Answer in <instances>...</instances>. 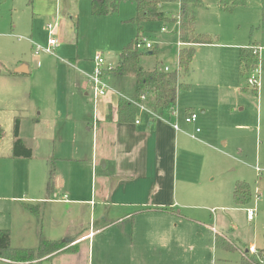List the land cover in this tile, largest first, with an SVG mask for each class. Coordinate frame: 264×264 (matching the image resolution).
I'll return each mask as SVG.
<instances>
[{"label": "rangeland", "instance_id": "374dc122", "mask_svg": "<svg viewBox=\"0 0 264 264\" xmlns=\"http://www.w3.org/2000/svg\"><path fill=\"white\" fill-rule=\"evenodd\" d=\"M262 5L263 0H244L241 5L226 9L220 0H201L194 10L196 32L208 35L212 42L196 46L189 75L180 73L179 81L190 83V87L178 89L176 111L183 128L189 125L182 123L185 102L200 103L207 110L202 118L201 107L194 106L196 125L200 130L196 139L189 135L192 129H188L187 133H178V178L197 194L179 198L176 207L178 213L160 217L139 214L134 219H125L109 227L103 239L110 241L114 236L123 238L126 256L121 254L118 240L116 246L119 250L116 248V252L114 248L99 252L98 243H95L88 261L69 260L73 264H240L238 249H246L250 242L257 249H264ZM162 8L164 11L177 10L178 0H171ZM166 14L172 21L145 23V29L150 34L142 30L140 35L148 36L147 39L157 45L158 53L146 54L147 50L141 49L140 63L144 68L159 65L164 69L179 71L178 34L173 22H178L179 13ZM31 19L32 5L29 0H0V69L1 63L13 66L18 60L32 67H40L38 72L32 71L24 78L22 88L0 87V229L10 231L15 247H36L40 238H44L45 228L42 225H46L33 213L28 211L27 214L18 206L17 198L23 186H14L13 160L8 158L12 148L13 120L20 117L21 122L28 121L29 124L33 116L31 107L37 96L41 94L42 99L48 100L45 97L47 93L52 102L62 92L61 82L68 81L64 69L54 67V62L64 65L63 61L52 56H35L27 41L18 40L19 36L24 37L28 33ZM163 26L165 31L162 32L160 29ZM34 30L39 38L45 36L42 24L34 25ZM117 36L115 29L111 31L97 27L92 35L81 41L82 45H87L82 50L101 54L114 67L119 52L113 48L114 52L106 54V50L113 47ZM250 44L252 48L263 47L262 53L260 51L262 63L258 87L248 85L246 80L252 67L241 73L239 50ZM256 58L253 56L254 63ZM109 83L114 89L123 88L128 97L134 89L132 77L121 80L112 78ZM15 105L25 108L17 111L13 107ZM23 134L30 138L32 130L26 126ZM256 166L260 172L255 170ZM49 169L46 174H49ZM239 180L246 181L251 191V198L244 205L236 204L232 197ZM59 207L50 208L51 218L60 216L65 223L76 217L80 219L78 209L67 212L64 206L59 204ZM249 208L254 210L251 220L247 218ZM217 234L225 237L232 248L216 247ZM98 237L96 241L100 240ZM0 264L7 263L0 260Z\"/></svg>", "mask_w": 264, "mask_h": 264}, {"label": "crops", "instance_id": "0c3cea01", "mask_svg": "<svg viewBox=\"0 0 264 264\" xmlns=\"http://www.w3.org/2000/svg\"><path fill=\"white\" fill-rule=\"evenodd\" d=\"M113 1L117 2L115 13L96 16L91 13V0H33L34 4H30L31 27L24 37H16L18 40L27 41L35 55L33 44L38 41V44L45 45L48 38L45 26L49 22L55 23V37L58 40L55 54L39 55L52 56L53 59L63 61L64 65L54 62V67L61 66L68 75V81L61 82L62 92L52 102L47 93L45 97L48 100L42 99L41 94L37 96L34 106L31 107L33 116L29 124L28 121L21 122L20 117H14L13 120L14 126L15 119H18L19 137L32 152L28 158L15 157L11 148L8 156L13 160L14 186L24 187L17 198L18 206L27 214L28 211L32 213L27 207L37 209L38 213L33 214L46 225H42L45 232L44 238L40 240H60L66 244L59 252L50 257L35 259L30 264H60L62 261L68 264L72 259L78 262L82 259L88 261L89 253L94 252L95 243H98L99 252L113 248L116 252V248L119 250L116 246L117 240L120 242L121 254L126 256V242L123 238L114 236L110 241L103 239L102 236L108 232L109 227L125 219H134L139 214L160 217L163 214L178 213V199L183 195L197 194L178 178V133H187L188 129H192L189 135L196 139V134L200 131H196L199 128L196 125L197 119L185 125L187 122L184 117L195 112L194 106L201 107V117H205V106L193 101L185 102L182 119L185 126L181 128L177 111L176 114L174 111L169 114L154 112L146 106L144 98H141L139 103L146 109L134 104L133 117L121 120L119 99L134 98L135 78L131 75H119L113 69L106 71L103 76L110 89L94 102L91 83L86 75L94 69L93 58L96 53H85L82 49L87 45H82L81 41L92 35L97 27L111 31L115 29L118 36L113 47L106 50L108 54L115 50L120 52L137 35V25L129 21L135 16L136 0ZM163 5L160 10L165 14L179 12V2L178 9L173 11H164ZM173 22L178 28V22ZM39 23L45 33L42 38L34 30V25ZM143 30L147 31L145 23ZM153 45L157 54V45ZM180 47L178 46V50ZM151 50L145 53L152 54ZM118 61L119 53L114 67ZM142 68L151 70L154 66ZM39 69L40 67H32L23 60L16 61L13 66L1 63L0 87L22 88L24 78ZM125 77L134 79V89L129 94L130 97L124 94L123 88L114 89L109 83L112 78L121 80ZM13 107L17 111L25 108L23 105ZM174 123L178 124V129L174 128ZM26 126L32 130L30 138L23 134ZM256 168L257 166V171ZM47 169L49 174H46ZM59 204L67 212L78 209L80 219L76 217L65 223L60 216L51 218L50 208H58ZM95 225L98 227L94 228ZM218 235L221 236H216ZM97 236L100 238L98 241L95 239ZM10 243L15 247L11 233ZM232 245L236 247L235 244ZM37 246L38 244L36 247L27 248L36 249ZM78 262L75 264H79ZM69 263L73 264L72 261Z\"/></svg>", "mask_w": 264, "mask_h": 264}, {"label": "trees", "instance_id": "16d2710c", "mask_svg": "<svg viewBox=\"0 0 264 264\" xmlns=\"http://www.w3.org/2000/svg\"><path fill=\"white\" fill-rule=\"evenodd\" d=\"M171 0H136V13L129 21L137 25V35L123 46L119 52V61L115 71L119 75H131L135 78V96L132 99H119V119L126 120L133 117L135 106L144 97V103L154 112L170 113L174 110L176 104L177 91L180 88H188L189 83L179 81V75H187L195 54V45L211 43L212 39L208 35L197 33L195 30V8L201 0H178L179 19H178V41L181 47L178 50L179 71L165 70L159 65H155L151 70H145L140 64V53L135 43L141 37L143 24L152 21H172L168 15L160 10L161 5ZM223 7L232 9V7L241 5L244 0H220ZM33 0H29L32 4ZM117 11V2L113 0H91V13L93 15H106ZM261 26H264V0L261 10ZM151 50V49H150ZM152 54L155 51L151 50ZM253 53L251 44L248 47L240 48L239 62L241 73L249 70L253 64ZM18 119H15L13 126L12 155L15 157H30L31 149L26 147L19 137ZM233 200L236 204L244 205L251 198V191L248 183L243 180L237 181L232 192ZM32 213L37 214V209L27 207ZM66 244L63 241L40 240L36 249L27 247H12L10 243V233L7 229H0V260L7 264H30L35 259L50 257L63 249ZM215 246L231 249L230 243L221 236H215ZM260 249L259 251H263ZM240 264H264L255 255H250L244 250L240 251Z\"/></svg>", "mask_w": 264, "mask_h": 264}, {"label": "built area", "instance_id": "2783aa9c", "mask_svg": "<svg viewBox=\"0 0 264 264\" xmlns=\"http://www.w3.org/2000/svg\"><path fill=\"white\" fill-rule=\"evenodd\" d=\"M55 26H56L55 23H51V22L46 24L45 29L47 30V33H48L47 42L45 45H41L38 43L33 44V52L35 55H39L40 53L49 54V55L55 54L54 49L58 44V40L55 37ZM161 30L165 31V27H162ZM181 45H182L181 42L178 41V46L180 47ZM152 46H153V43L144 36H141L140 38H138L135 43V47L137 50H141V49L149 50L153 48ZM260 51L262 53L263 47L261 48L260 46H255L252 48V53L257 58H256V62L254 63V66H252L251 68L252 71L250 75L246 79L248 85H251L254 87H258L260 83L259 75L261 72L260 68H261V63H262ZM93 61L95 63L94 69L92 73L87 74L86 76L89 82L91 83L92 97L95 102L99 97L104 96L106 92L110 89L109 85L104 80L103 76L106 73V71L112 70L113 67L112 65L107 64L104 58L101 56V54H98V53L94 55ZM165 70H168V69L165 68ZM136 104H138L141 108L146 109L144 105L140 103H136ZM173 111L174 113L176 112V110H173ZM196 119H197V114L195 112H190L186 114L184 117V120L187 123H193L195 122ZM173 126L175 129L179 128L177 123H174ZM198 130L199 128H196V131ZM256 169L257 171L260 170L258 167ZM253 216H254V210L249 208L247 210V218L251 220ZM244 251H246L250 255H255L257 258H259L264 263V250L259 251V249H257V247L254 244H249L247 248L244 249Z\"/></svg>", "mask_w": 264, "mask_h": 264}]
</instances>
